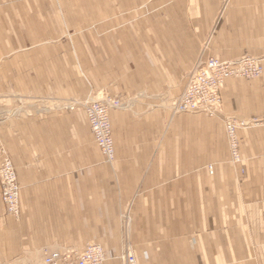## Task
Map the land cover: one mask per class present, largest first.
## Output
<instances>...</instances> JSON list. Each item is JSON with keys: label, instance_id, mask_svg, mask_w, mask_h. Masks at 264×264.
<instances>
[{"label": "crops", "instance_id": "crops-1", "mask_svg": "<svg viewBox=\"0 0 264 264\" xmlns=\"http://www.w3.org/2000/svg\"><path fill=\"white\" fill-rule=\"evenodd\" d=\"M210 56L262 62L264 0H0V149L20 185L0 263L99 243L105 264L127 246L139 264H264V67L226 81L215 117L171 107ZM104 96L112 162L64 110ZM228 119L249 128L240 163Z\"/></svg>", "mask_w": 264, "mask_h": 264}, {"label": "bare ground", "instance_id": "bare-ground-1", "mask_svg": "<svg viewBox=\"0 0 264 264\" xmlns=\"http://www.w3.org/2000/svg\"><path fill=\"white\" fill-rule=\"evenodd\" d=\"M217 61L218 67H216L214 70V73H209L211 71H208L204 76V72H199V68L194 69L193 72L188 76L187 84L183 90V93L179 97L177 103L171 105L172 109L176 113H191L187 110V104L183 103L185 96L190 91V86L192 83H194L195 88L192 89V94L197 95L198 97L202 98L201 100H208L210 99L209 91L210 90H216L217 92V101L219 103V106L217 103H215V107L212 109L209 108V111L206 112V114L210 117H215L218 115V112L220 111L222 107V90L224 88V84L227 80L232 78H245V79H255L259 77L262 73V63L261 59L257 58H249V57H243L237 60H231V61H225L221 62L217 59H214ZM208 63V62H206ZM205 65L207 66V64ZM226 63V64H222ZM197 67V66H196ZM195 67V68H196ZM120 106L119 101L116 98H112L109 96L104 97L102 101H83V103H75L71 102L69 105L64 106V110L72 112L76 109L81 108L86 121L89 124L91 137L93 139V142L95 146L100 150L101 155L109 161H113L115 158V144L112 134V128H111V121L109 119V112L110 110L116 109ZM79 107V108H77ZM91 107V108H89ZM75 109V110H74ZM96 113L98 116V120L95 122H90V117L92 114ZM201 113V112H198ZM194 114V113H193ZM103 118L104 121H103ZM95 123L96 128L98 130L93 131L92 126ZM103 125H106V127ZM241 126L244 127V123L235 121L233 119H228L224 121V130H225V136H226V142L228 147L229 156L231 158V161L233 163H239L241 161L240 157V139L238 132L241 130ZM238 129V130H237ZM101 144V145H99ZM104 147V148H101ZM6 154L3 152V156ZM2 156V157H3ZM9 159V158H8ZM237 161V162H236ZM1 162V161H0ZM9 162L11 164V160L9 159ZM12 166V164H11ZM13 168V166H12ZM209 174L213 173L212 166L208 167ZM15 173V170L12 171ZM16 174V173H15ZM17 182V181H16ZM18 188V195H17V214L11 215L8 213L11 217H17L19 215V187L17 183ZM1 193V190H0ZM2 200V196H1ZM130 218L128 219V221ZM94 246V251L92 254V259L95 260V264H103L105 261V254L103 252V249L99 245H90ZM48 256V255H47ZM45 256V258L47 257ZM44 258V260H45ZM129 259L130 260L129 262ZM43 260V264H44ZM123 264H139L137 260L128 254L123 255L122 257ZM57 264H61V262H57ZM85 264H92L90 260H87Z\"/></svg>", "mask_w": 264, "mask_h": 264}, {"label": "built area", "instance_id": "built-area-1", "mask_svg": "<svg viewBox=\"0 0 264 264\" xmlns=\"http://www.w3.org/2000/svg\"><path fill=\"white\" fill-rule=\"evenodd\" d=\"M226 64V63H222ZM218 67L217 61L216 60H210L209 63H207V66L204 68L199 69V72L205 71L203 76L208 73V71H211L209 73H214V69ZM195 88L194 83L190 86V91L189 93L185 96L183 103L185 105L187 104V110L191 113H206L209 111V108L215 107V103H219L217 101V92L218 89L216 90H210L209 91V97L210 99L208 100H201L202 98L198 97L195 94H192V89ZM196 89V88H195ZM91 108V107H89ZM90 117V122H95L98 120V116L96 113L92 114ZM105 118H103L104 121ZM92 126V130L96 131L98 130L96 128L95 123ZM106 127V125H103ZM245 127V126H244ZM246 128V127H245ZM241 129H244L243 126H241ZM238 130V129H237ZM101 145V144H99ZM104 148V147H101ZM3 151L0 150V190L1 193L0 195L2 196V202L7 208L8 213L11 215H16L17 214V195H18V188H17V176L15 173H13V168L9 162L8 156L5 155L3 156ZM237 162V161H236ZM94 246L87 245L83 250L81 251H75L68 249L65 252H52L49 253L48 256L44 260V264H57V262H61V264H85L87 260H90L92 264H95V260L92 259V254L94 251ZM132 259H129V262Z\"/></svg>", "mask_w": 264, "mask_h": 264}, {"label": "rangeland", "instance_id": "rangeland-1", "mask_svg": "<svg viewBox=\"0 0 264 264\" xmlns=\"http://www.w3.org/2000/svg\"><path fill=\"white\" fill-rule=\"evenodd\" d=\"M226 9V4L225 3H223V4H221L220 5V10L223 12L224 10ZM214 34V31H212L211 32V34H210V36L208 37V40H210L211 39V37H212V35ZM245 56V55H244ZM243 56V57H244ZM218 57H216V56H210L209 58H207L206 59V61L205 62H208L209 63V61L210 60H214V59H217ZM250 58V57H249ZM221 59V58H220ZM237 60V59H236ZM231 61V60H230ZM205 62H201L199 65H197V67L195 68V69H197V68H199V69H201V68H204V67H206V65H205ZM221 62H225V61H221ZM197 63H199V62H197ZM262 67H264L263 66V63H264V59H262ZM207 64V63H206ZM232 79H242V78H232ZM243 79H245V78H243ZM246 80H248V79H246ZM104 97H106V96H104ZM103 97V98H104ZM117 100H118V98H116ZM103 100V99H102ZM102 100H100V101H102ZM119 101V100H118ZM96 102V101H95ZM75 103H78V102H75ZM81 103H83V102H81ZM222 103H223V98H222ZM70 104V103H69ZM69 104H67V105H69ZM66 106V105H65ZM77 108H79V107H77ZM117 109V108H116ZM75 110V109H74ZM66 111V110H65ZM111 111V110H110ZM73 112V111H72ZM110 119V118H109ZM233 120H235V119H233ZM236 121V120H235ZM112 128V127H111ZM244 128V130L245 131H247V129H249V128H245V127H243ZM91 133V132H90ZM91 139H92V137H91ZM92 143L94 144V142H93V139H92ZM115 144V143H114ZM0 150H2V149H0ZM5 150V149H4ZM4 150H2L7 156H8V158L11 160V157H10V155L7 153V151L5 152ZM100 151V150H99ZM101 153V152H100ZM3 156V155H2ZM115 159V158H114ZM114 159H113V161H114ZM104 160L106 161V162H112V161H109V160H106L105 158H104ZM0 161H1V158H0ZM241 161H239V163H240ZM11 164H12V161H11ZM12 166H13V164H12ZM13 169L15 170V168H14V166H13ZM15 173H16V176H17V172H16V170H15ZM17 183H18V180H17ZM18 187H19V192H20V185H19V183H18ZM0 200H1V195H0ZM1 202H2V200H1ZM2 204H3V202H2ZM3 207H4V211H5V214L7 215V216H9L8 215V210H7V208H5V206H4V204H3ZM19 214H20V211H19ZM130 215H131V211H128V210H126L125 212H122L121 214H120V219H121V221L123 222V223H125V224H127L128 223V219H129V217H130ZM10 217V216H9ZM18 217H19V215H18ZM14 218H17V217H14ZM131 218V217H130ZM87 245H99V246H101V244H99V243H88V244H86L84 247H82V248H80V249H74V248H65V249H62V250H60V251H54V252H56V253H59V252H65L66 250H68V249H71V250H75V251H81V250H83ZM102 247V246H101ZM102 249H103V252H104V254H105V261H104V263L103 264H105L106 263V261L108 260V257H107V252L105 251V249L102 247ZM52 253V252H51ZM49 253H47V254H45L44 255V257H43V259H42V261H41V264H43V260H44V258H45V256H47ZM125 254H128V255H130V256H133L136 260H137V262H138V259L135 257V255L133 254V252L130 250V248L127 246V248L125 249V251L121 254V256H119V260H120V262H121V264H123V261H122V257H123V255H125ZM139 263V262H138ZM1 264V263H0ZM10 264H12V263H10Z\"/></svg>", "mask_w": 264, "mask_h": 264}]
</instances>
